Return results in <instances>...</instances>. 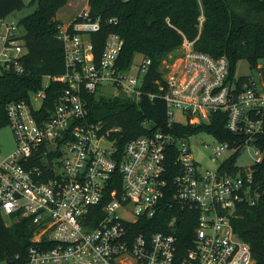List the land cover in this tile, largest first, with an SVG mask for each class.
<instances>
[{"label":"built area","instance_id":"obj_1","mask_svg":"<svg viewBox=\"0 0 264 264\" xmlns=\"http://www.w3.org/2000/svg\"><path fill=\"white\" fill-rule=\"evenodd\" d=\"M101 26L89 8L61 24L65 73L44 76L29 101L7 106L17 146L0 163V213L12 223L29 218L35 228L25 264H253L251 245L233 221L241 205L262 195L256 175L264 160V59L252 75L231 77L226 57L198 51L185 39L179 63L165 71L163 83L156 81L169 126L210 124L219 116L232 136L207 133L215 139V168L205 169L189 142L200 134L157 130L121 145L119 127L89 120L85 93L134 102L158 95L145 90L151 58L140 56L137 74L119 67V34L107 36L95 60L91 36ZM21 29L9 17L0 19V76L24 72ZM51 82L68 86L48 109ZM178 112L184 122L175 119ZM246 152L254 156L249 167L238 163ZM162 213H168L166 230L140 229ZM180 218L193 227L185 250Z\"/></svg>","mask_w":264,"mask_h":264},{"label":"trees","instance_id":"obj_2","mask_svg":"<svg viewBox=\"0 0 264 264\" xmlns=\"http://www.w3.org/2000/svg\"><path fill=\"white\" fill-rule=\"evenodd\" d=\"M69 0H32L33 13L18 23L24 29V72H6L0 76V128L9 123L7 106L14 101L27 100L42 87L44 76L65 73L64 47L58 38L62 24L58 11ZM24 0H0V19L8 18L15 11L25 8ZM93 19H101V30L92 34L95 60L102 55L105 40L110 33L119 34L124 46L118 58L122 70L129 69L137 56L152 59L146 77L147 94L140 102L124 97L105 98L84 94L90 109V121L103 122L106 129L119 127L120 144L157 130L169 131L179 136L214 134L220 140H231L224 129V122L214 116L210 124L184 125L179 122L169 126L166 102L156 81L164 82L163 64L171 53L178 55L184 40L194 41L196 50L215 58L226 57L230 74H236V64L247 60L251 67L264 59V0H88ZM204 21L201 24L200 18ZM117 21L109 22L110 19ZM66 83L51 82L47 89L45 108H52ZM264 141V137H263ZM264 143V142H263ZM256 180L261 183L259 201L243 204L237 211L233 226L237 235L252 248L253 264H264V160ZM168 213L158 215L153 222H140L146 233L166 230ZM178 223L181 246L190 245L193 227L190 220ZM34 226L29 218L8 224L0 213V261L25 264L27 249L31 244Z\"/></svg>","mask_w":264,"mask_h":264},{"label":"rangeland","instance_id":"obj_3","mask_svg":"<svg viewBox=\"0 0 264 264\" xmlns=\"http://www.w3.org/2000/svg\"><path fill=\"white\" fill-rule=\"evenodd\" d=\"M24 1L27 6L21 10L12 13L9 17L10 21L19 22L22 18L34 12V10L36 9V5H29L32 0ZM84 9H88V0H69L67 5H65L58 11L57 18L63 25H66L68 24V22L72 21L78 14H80ZM21 32L23 34L25 33L23 28L21 29ZM179 56L180 50L178 52V55H176V53H171L169 55L168 59L165 60L163 64L165 71H170L174 63H179ZM140 61V56H137L132 66L130 67L129 73H138V64ZM252 74L253 72L251 65L247 60H242L236 64L237 77L250 76ZM175 119L180 122L185 121V118L179 112L176 113ZM189 142L196 160L203 166V168L214 169L215 164H213L210 159V146L215 143L214 137L210 134L202 133L196 137L191 138ZM205 145H207V147ZM16 146L17 142L12 126L10 123H7L0 128V163L11 156V154L15 151ZM238 163L243 167H249L252 163H254V156L251 153L246 152L240 156ZM5 220L8 224L12 223L10 222L9 218L5 217Z\"/></svg>","mask_w":264,"mask_h":264},{"label":"water","instance_id":"obj_4","mask_svg":"<svg viewBox=\"0 0 264 264\" xmlns=\"http://www.w3.org/2000/svg\"><path fill=\"white\" fill-rule=\"evenodd\" d=\"M60 155V154H59ZM8 264H12V262L11 261H8Z\"/></svg>","mask_w":264,"mask_h":264}]
</instances>
